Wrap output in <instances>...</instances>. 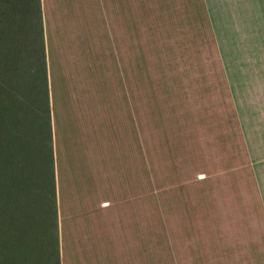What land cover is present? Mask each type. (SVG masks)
I'll return each instance as SVG.
<instances>
[{"label":"rangeland","instance_id":"1","mask_svg":"<svg viewBox=\"0 0 264 264\" xmlns=\"http://www.w3.org/2000/svg\"><path fill=\"white\" fill-rule=\"evenodd\" d=\"M131 10L144 264H264V0H128ZM38 11V0H0V264H56Z\"/></svg>","mask_w":264,"mask_h":264},{"label":"crops","instance_id":"2","mask_svg":"<svg viewBox=\"0 0 264 264\" xmlns=\"http://www.w3.org/2000/svg\"><path fill=\"white\" fill-rule=\"evenodd\" d=\"M56 264H144L140 31L128 0H39Z\"/></svg>","mask_w":264,"mask_h":264},{"label":"trees","instance_id":"3","mask_svg":"<svg viewBox=\"0 0 264 264\" xmlns=\"http://www.w3.org/2000/svg\"><path fill=\"white\" fill-rule=\"evenodd\" d=\"M38 10H39V0H38ZM38 13H39V23H40V38H41L42 45H41L40 52H38L35 49H33L32 56L34 58L35 64L37 66H39V64L41 65L42 72H43L44 79H45V84H46L45 51H44V43H43V39H42L41 22H40V11H38ZM38 53H40V54L38 55ZM46 88H47V84H46ZM47 113H48V93H47ZM48 124H49V115H48ZM49 138H50V162H51V169H52V147H51L50 130H49ZM35 182H36V177L34 175H32V173H31L29 178H28L27 191H28V194L31 195L32 201H34V195L36 194L33 191V190H35ZM52 186H53V174H52ZM54 233H55V206H54ZM55 242H56V238H55Z\"/></svg>","mask_w":264,"mask_h":264}]
</instances>
